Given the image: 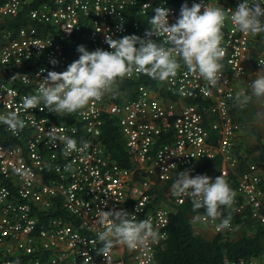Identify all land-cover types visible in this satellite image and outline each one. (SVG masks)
<instances>
[{
	"label": "built area",
	"instance_id": "built-area-1",
	"mask_svg": "<svg viewBox=\"0 0 264 264\" xmlns=\"http://www.w3.org/2000/svg\"><path fill=\"white\" fill-rule=\"evenodd\" d=\"M177 1L189 7L201 2L222 7L228 16L242 2L0 0V25L24 10L23 21L0 26V114L16 111L26 124L18 134L0 124V264H14L17 259L19 264H155L172 207L191 199L171 193V204L154 202L152 188L170 179L173 184L179 172L204 160L218 159L217 171L193 177L215 179L223 174L236 192L235 211L241 218L264 223L263 172L255 162L239 169L241 123L233 114L235 93H247L252 79L264 70V33L245 35L226 19L222 30L226 54L221 80L214 88L181 62L174 80L160 83L134 74L126 78L135 82L132 87L92 103L82 115L59 116L47 108L41 111L42 104L23 109V97L37 91L47 71H65L79 59V46L111 50L105 43L107 34L114 39L126 35L148 39L155 9H169L173 24L181 12ZM151 39L160 43L164 38ZM35 59L37 65L28 64ZM52 60L58 63L53 65ZM106 119L114 120L121 132L128 167L113 158L102 141ZM53 127L73 137L78 147L82 140L88 141L89 148L66 157L63 144L50 142ZM69 164L72 170L66 171ZM113 209L126 210L137 221L150 218L158 239L133 251L114 245L104 256L97 239L104 229L97 213ZM223 219L199 214L200 222L214 233L228 236L236 225L231 220L230 228L220 229ZM222 264H264V252L225 257Z\"/></svg>",
	"mask_w": 264,
	"mask_h": 264
},
{
	"label": "clouds",
	"instance_id": "clouds-1",
	"mask_svg": "<svg viewBox=\"0 0 264 264\" xmlns=\"http://www.w3.org/2000/svg\"><path fill=\"white\" fill-rule=\"evenodd\" d=\"M230 11L228 16L222 7L203 2L189 7L185 3L180 17L170 24V10L157 7L155 15L149 19L151 29L146 32L148 39L137 35L114 39L107 34L105 43L111 50L97 48L88 51L81 45L77 49L79 59L69 64L67 70L41 69L42 73L47 71V76L39 82L34 94L23 97V109H35L42 104L41 111L47 108L59 116L82 115L92 103L101 102L105 96L118 95L120 83L134 74L146 75L160 83L174 80L181 62L189 72L202 78L206 86L214 88L221 80L222 61L226 54L222 47L226 19H230L232 25L245 35L256 37L264 33V0H242L235 10ZM152 36L163 37V42H155ZM51 63L56 65L58 61L52 60ZM260 72L264 73V70ZM250 89V94L242 91L235 93L233 99L237 107L243 108L253 99L264 100V74L257 75ZM180 94L184 95L183 89H180ZM0 124L6 125L13 134H18L26 126L16 111L0 114ZM48 135L53 144L59 141L64 145L63 154L66 157L74 151L84 153L89 148L88 141L82 140L78 147L73 137L63 135L57 127L51 128ZM65 170H72V165H66ZM171 191L177 198L190 197L193 211L204 209L212 220L224 215L221 209L227 210L228 215L217 227H231L236 192L223 174L213 179L208 175L193 177L190 170L179 172ZM97 221L104 229L97 235L103 245L99 252L104 256L114 245L133 251L147 247L150 241L158 239V230L153 228L150 218L137 221L135 215L123 209L101 210L97 213ZM14 264H19V260Z\"/></svg>",
	"mask_w": 264,
	"mask_h": 264
},
{
	"label": "trees",
	"instance_id": "trees-1",
	"mask_svg": "<svg viewBox=\"0 0 264 264\" xmlns=\"http://www.w3.org/2000/svg\"><path fill=\"white\" fill-rule=\"evenodd\" d=\"M179 8H182L181 1L176 2ZM23 11L10 21L5 23L18 24L24 20ZM259 36V35H258ZM259 47V43L257 44ZM38 60L29 61V65H37ZM27 65V66H29ZM133 80L125 79L120 83V89H128L134 85ZM234 116L241 119L240 115L234 109ZM256 134V142L254 147L258 152L253 156V162L261 167L263 179L261 189L263 192L264 202V143L260 135L253 128ZM102 141L105 143L111 156L115 158L122 166H130L129 156L125 149L124 140L121 132L112 119H106L102 126ZM242 158L240 159L239 169L241 167ZM219 160H204L195 168L191 169L192 175L202 174L206 172H216ZM173 179L168 180L160 185H154L152 192L154 193V202H162L171 204V185ZM224 213L221 217L228 215V211L221 209ZM200 213H205L204 209L198 212L193 211L191 200H187L182 204L174 205L169 214V223L167 226V237L157 246L155 253V264H222L225 257L230 259H238L241 257H251L264 252V223L253 220L249 217L241 218V215L235 210L231 212L232 221L236 228H240L241 232L234 238L223 233H214L210 238L194 228V219ZM126 264H130L126 261Z\"/></svg>",
	"mask_w": 264,
	"mask_h": 264
},
{
	"label": "rangeland",
	"instance_id": "rangeland-1",
	"mask_svg": "<svg viewBox=\"0 0 264 264\" xmlns=\"http://www.w3.org/2000/svg\"><path fill=\"white\" fill-rule=\"evenodd\" d=\"M250 92L251 89L249 88L248 94H250ZM239 115L241 117V129L245 132V138L241 143V151H243L241 167H243L245 163L253 162V156L258 152V150L254 147L256 134L253 132V128L260 135V138L264 143V100L257 101L253 99V101L247 106L240 108ZM194 222V228L204 236L210 238L214 234L208 226L200 222L199 215L195 217ZM240 232V228H235L229 236L234 238Z\"/></svg>",
	"mask_w": 264,
	"mask_h": 264
},
{
	"label": "crops",
	"instance_id": "crops-1",
	"mask_svg": "<svg viewBox=\"0 0 264 264\" xmlns=\"http://www.w3.org/2000/svg\"><path fill=\"white\" fill-rule=\"evenodd\" d=\"M261 74H264V73H262L261 72ZM256 77H254L252 80H254ZM250 88V87H249ZM248 88V89H249ZM247 93H248V90H247ZM234 106H235V109L237 108V110H236V112L238 113V115H239V112H240V108L239 107H237L236 105H235V103H234ZM240 120V119H239ZM241 121V120H240ZM246 137H247V135H246ZM245 138V132L244 131H242V129H241V132H240V139H242L240 142L242 143V141H243V139Z\"/></svg>",
	"mask_w": 264,
	"mask_h": 264
},
{
	"label": "water",
	"instance_id": "water-1",
	"mask_svg": "<svg viewBox=\"0 0 264 264\" xmlns=\"http://www.w3.org/2000/svg\"><path fill=\"white\" fill-rule=\"evenodd\" d=\"M134 174L137 175V172L135 171Z\"/></svg>",
	"mask_w": 264,
	"mask_h": 264
},
{
	"label": "bare ground",
	"instance_id": "bare-ground-1",
	"mask_svg": "<svg viewBox=\"0 0 264 264\" xmlns=\"http://www.w3.org/2000/svg\"><path fill=\"white\" fill-rule=\"evenodd\" d=\"M235 110H237V108L235 109ZM239 120V119H238ZM240 121V120H239ZM240 123H241V121H240Z\"/></svg>",
	"mask_w": 264,
	"mask_h": 264
}]
</instances>
